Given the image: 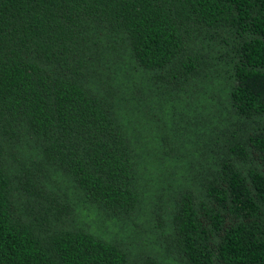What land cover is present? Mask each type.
Wrapping results in <instances>:
<instances>
[{"label": "trees", "instance_id": "trees-1", "mask_svg": "<svg viewBox=\"0 0 264 264\" xmlns=\"http://www.w3.org/2000/svg\"><path fill=\"white\" fill-rule=\"evenodd\" d=\"M0 264H264V0H0Z\"/></svg>", "mask_w": 264, "mask_h": 264}]
</instances>
